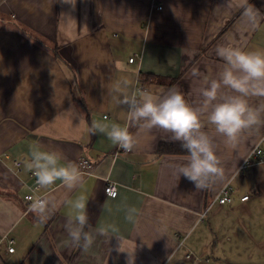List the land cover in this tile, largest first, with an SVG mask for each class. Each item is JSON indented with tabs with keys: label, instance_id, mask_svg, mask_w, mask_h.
I'll return each instance as SVG.
<instances>
[{
	"label": "crops",
	"instance_id": "1",
	"mask_svg": "<svg viewBox=\"0 0 264 264\" xmlns=\"http://www.w3.org/2000/svg\"><path fill=\"white\" fill-rule=\"evenodd\" d=\"M222 43L264 51V0H76L74 7L0 0V264H264V163L240 172L254 148L264 150V124L231 146L203 120L224 169L204 190L174 174L186 155H159L161 143L179 144L169 133H140L137 147L125 151L87 130L93 120L124 124L126 107L108 91L122 77L136 92L139 85L157 93L177 86L197 106L204 77L223 65L214 51ZM193 68L201 76L193 77ZM33 142L66 161L94 164L72 190L57 181L36 191L51 201L47 222L25 200L34 180L22 161ZM108 182L117 185L115 198L105 191ZM227 184L233 201L220 205ZM80 195L88 197L93 229H109L87 251L63 228L67 202ZM129 207L137 209L135 222L125 219Z\"/></svg>",
	"mask_w": 264,
	"mask_h": 264
},
{
	"label": "clouds",
	"instance_id": "2",
	"mask_svg": "<svg viewBox=\"0 0 264 264\" xmlns=\"http://www.w3.org/2000/svg\"><path fill=\"white\" fill-rule=\"evenodd\" d=\"M75 6L76 0H64ZM252 18L260 15L252 9ZM215 55L223 61L215 77H204L201 100L193 106L186 100L184 93L173 86L166 92H154L149 89L139 93L133 90L128 78H121L109 86V93L117 104L126 107L124 124L93 120L88 127L90 135H102L113 145L132 151L137 147L140 133L160 129L169 133L171 142H178L187 153L182 163L174 165V174L192 182L197 190L209 188L224 178L221 159L216 154L213 139L203 130V120L214 127L215 133L223 136L225 142L236 146L245 131L258 130L264 124V51L244 50L231 43L218 44ZM193 77L201 76L199 69L193 68ZM256 98L258 104L250 103ZM70 113H75L71 109ZM80 122H85L83 113L77 114ZM136 129V133L130 132ZM23 164L36 178V191L50 189L57 181L72 190L82 182L85 173L74 162L66 161L62 152L43 148L33 142ZM20 161L18 160V164ZM71 209L64 231L69 241L76 247L87 251L95 242L97 235H107L108 228L93 229L87 212L88 197L80 195L67 202ZM51 201L47 194L36 195L32 199L31 211L40 222H47L52 214ZM137 209H126L125 219L135 222ZM115 233L118 229L109 226ZM129 264H132L129 261Z\"/></svg>",
	"mask_w": 264,
	"mask_h": 264
},
{
	"label": "built area",
	"instance_id": "3",
	"mask_svg": "<svg viewBox=\"0 0 264 264\" xmlns=\"http://www.w3.org/2000/svg\"><path fill=\"white\" fill-rule=\"evenodd\" d=\"M159 10H162V7H159ZM134 58L130 59V62L133 63ZM146 89L145 87H142L139 85L137 87V93H139L141 90ZM258 163H264V150L262 149L261 145H258L256 148H254L251 153L248 155L245 163L242 165L240 168V172H243L244 170H247L249 168H252L254 165ZM81 168V170L85 173V176H88L92 174V171L94 169V164L92 163L91 160L88 158H82L79 160L78 164ZM14 168L16 172H21L22 171V162L18 164V161H15L14 163ZM31 178L34 180L33 186L31 188V193L25 196V200L28 203L29 207H31L32 199L34 198V194L36 193V178L30 173ZM107 195L111 197H116L118 194V188L117 185L113 182H108L107 187L105 189ZM233 186L231 184H227L224 189L221 192V195L218 197L217 201L219 202L220 205H226L228 203H231L233 201ZM248 196H244L241 198L242 202H245L248 200ZM177 238H181L179 235H175ZM14 240L9 241L8 245V251L10 253H13L15 248H14ZM191 254L187 255V259L191 258Z\"/></svg>",
	"mask_w": 264,
	"mask_h": 264
},
{
	"label": "trees",
	"instance_id": "4",
	"mask_svg": "<svg viewBox=\"0 0 264 264\" xmlns=\"http://www.w3.org/2000/svg\"><path fill=\"white\" fill-rule=\"evenodd\" d=\"M55 55L57 54V51L54 50ZM147 81V79H145ZM81 106L84 105V101L82 98H75ZM166 154H181V155H187L186 151L180 147V144H172V143H161L160 148H159V155H166Z\"/></svg>",
	"mask_w": 264,
	"mask_h": 264
},
{
	"label": "rangeland",
	"instance_id": "5",
	"mask_svg": "<svg viewBox=\"0 0 264 264\" xmlns=\"http://www.w3.org/2000/svg\"><path fill=\"white\" fill-rule=\"evenodd\" d=\"M263 149V148H262ZM250 170V169H249ZM246 172H248V169L247 170H244L242 173H246ZM240 176V175H239Z\"/></svg>",
	"mask_w": 264,
	"mask_h": 264
}]
</instances>
